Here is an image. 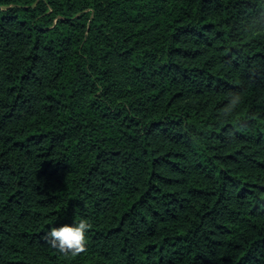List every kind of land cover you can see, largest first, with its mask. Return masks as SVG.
I'll return each mask as SVG.
<instances>
[{
    "label": "trees",
    "instance_id": "16d2710c",
    "mask_svg": "<svg viewBox=\"0 0 264 264\" xmlns=\"http://www.w3.org/2000/svg\"><path fill=\"white\" fill-rule=\"evenodd\" d=\"M0 264H264V0H0Z\"/></svg>",
    "mask_w": 264,
    "mask_h": 264
},
{
    "label": "clouds",
    "instance_id": "9594fccd",
    "mask_svg": "<svg viewBox=\"0 0 264 264\" xmlns=\"http://www.w3.org/2000/svg\"><path fill=\"white\" fill-rule=\"evenodd\" d=\"M241 103V97L235 95L230 100V105L235 108ZM92 224L85 217L73 220L71 223L49 225L43 235L52 248L60 252L77 254L86 248L89 230Z\"/></svg>",
    "mask_w": 264,
    "mask_h": 264
}]
</instances>
